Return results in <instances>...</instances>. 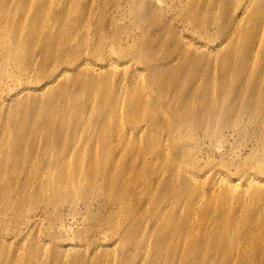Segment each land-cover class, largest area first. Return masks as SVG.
Returning a JSON list of instances; mask_svg holds the SVG:
<instances>
[{"label":"rangeland","instance_id":"rangeland-1","mask_svg":"<svg viewBox=\"0 0 264 264\" xmlns=\"http://www.w3.org/2000/svg\"><path fill=\"white\" fill-rule=\"evenodd\" d=\"M213 1L0 0V264H264L239 245L264 218L243 182L264 172V11L225 29L241 0Z\"/></svg>","mask_w":264,"mask_h":264},{"label":"bare ground","instance_id":"bare-ground-1","mask_svg":"<svg viewBox=\"0 0 264 264\" xmlns=\"http://www.w3.org/2000/svg\"><path fill=\"white\" fill-rule=\"evenodd\" d=\"M244 1L245 0H241L240 3H239V5L236 6L238 9L239 8L241 9V13L239 14L240 17L238 19H234L233 18V21H230V15L228 13L227 19H225L224 23L222 24V27L223 28H225V29L226 28H229V27H236L237 28L238 23L241 21V17H243L245 14H248L247 16H245V18H249L252 11H253L252 14L253 13H256L257 15L259 13H261L262 11H264V1L261 2V3H254V0H248V3L242 5V3ZM217 2H219L221 4L223 2V0H214L213 1V4H216L217 5ZM40 13L41 12L39 10L35 11V15L37 17H39V14ZM262 15H264V12H263ZM253 16L256 17L255 14ZM259 18H260V22H262L261 17H259ZM253 21H254V23L256 25H258L260 23L258 18L257 19H253ZM253 34L255 35L254 36V40L259 37V34H260V26L259 25H258V29L256 28L254 30V33ZM224 36H225L224 41L220 42L217 45V48L219 46H221L223 43H225L226 45H228L225 40H231V38H233L232 35L227 30H224ZM181 39L183 40L182 37H180L178 40H181ZM240 39H241L240 37L235 38L234 43L237 40H240ZM175 49L176 50L178 49V45L174 48V50ZM263 49H264V44H263ZM263 52H264V50H263ZM96 65L97 64H95L94 67L90 70L91 71L90 74L91 75H94V76L87 75V76H85V77L82 78V80L84 81V82L82 81L84 83V91H85V93L88 96H90V95H96L98 93L99 89H100V84H99L100 82H99V80L97 78V75H99L101 73V69H99V67H97ZM224 67L227 68V70H228L229 73L230 72H238L240 70L245 71V69H246V63L244 61L243 63H240L239 65H236L235 64V61H234V58L232 56V53H228L226 55V57L224 58ZM67 70H68V68H61L60 70H54V71L52 70V71L47 72L46 77H50L51 76V77L57 79V78H59V76L60 77L63 76L64 75L63 72H65ZM256 77H259V78L261 77L263 79V81H264V55H263V58H260L259 62L257 63ZM225 80L226 79H224V82H225ZM49 83H51V81H49V82L43 81V83L40 84L38 87L34 86V87H30V89L36 90L37 92H40L41 93V92H44L47 87H49L48 86ZM254 85H255V83L251 86L252 89L254 88ZM52 97H49V98L52 99ZM142 97L143 96L141 95V93H138V96L136 98H130L129 101H128V106L131 109H134V113H136L134 115V117L136 119H137L138 116L139 117L141 115L144 116V114L141 113V109L143 108V100H142ZM33 103H34V101H33ZM171 110H172V107L169 110V114L171 112V114L174 116V118H177L178 119V123H180V124H185V121H186V118L187 117H193L194 118V116H196V114L193 113L191 111V109H189L186 104L182 105L181 108L173 109L172 111ZM150 124L151 125H155V126H158V124H159L158 119L155 117L154 113L152 115ZM159 126H160V124H159ZM263 126H264V124H263ZM263 129H264V127H263ZM246 177H247V179L244 180L243 182H247V181L248 182H254V185H253V190H254L253 191V195H254V198H259V197L263 196L264 195L263 194V192H264V172H262L261 174L250 173V174H247ZM217 194H218V191H216L215 189H211V196H214V195H217ZM218 195H219L218 197H220L221 202H222L221 209L224 211V209H225L224 201H225L227 195L223 192V190L220 191ZM32 219L33 220H36L37 218L35 216H32ZM173 223L174 222L170 223L169 226H171ZM251 226L252 227L249 228L246 231V233H244V239L240 241L239 245L240 246H244L245 242H249V243L254 242V243H252L253 246L255 245V249H253V250H256L257 249L258 251H260V249L264 246L263 241L259 237V236H261V235H259V233L264 234V218H259ZM165 231H166V228L165 227L159 228L156 231V237L158 239H163L164 238L163 233H165ZM174 232H175V229L173 228L172 231H171V233H170V235H174ZM186 233H188V232H186ZM187 239L188 240L186 242L190 246H193V245H195L197 243V239H196L195 236H193V234L190 236V238H187ZM214 240H215V238H214ZM240 248L243 249L242 247H240ZM243 254H246L244 250H243ZM226 257H227V255H226Z\"/></svg>","mask_w":264,"mask_h":264}]
</instances>
